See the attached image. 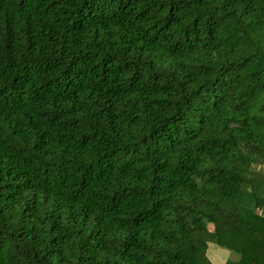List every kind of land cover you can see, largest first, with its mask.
<instances>
[{
    "label": "trees",
    "instance_id": "1",
    "mask_svg": "<svg viewBox=\"0 0 264 264\" xmlns=\"http://www.w3.org/2000/svg\"><path fill=\"white\" fill-rule=\"evenodd\" d=\"M264 264V0H0V264Z\"/></svg>",
    "mask_w": 264,
    "mask_h": 264
},
{
    "label": "rangeland",
    "instance_id": "2",
    "mask_svg": "<svg viewBox=\"0 0 264 264\" xmlns=\"http://www.w3.org/2000/svg\"><path fill=\"white\" fill-rule=\"evenodd\" d=\"M233 253L214 244L209 245L207 256L213 264H225L228 259H235Z\"/></svg>",
    "mask_w": 264,
    "mask_h": 264
}]
</instances>
